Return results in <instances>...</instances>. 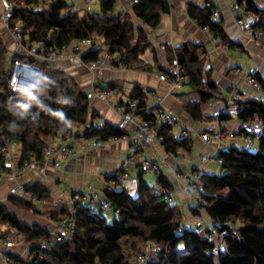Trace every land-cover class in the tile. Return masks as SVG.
Segmentation results:
<instances>
[{
  "label": "trees",
  "instance_id": "trees-1",
  "mask_svg": "<svg viewBox=\"0 0 264 264\" xmlns=\"http://www.w3.org/2000/svg\"><path fill=\"white\" fill-rule=\"evenodd\" d=\"M10 1L18 2L12 23L21 22L30 40L50 36L49 46L63 48L76 38H93L96 33L110 52L120 53L127 68L141 62V55L151 46L146 27L156 28L162 14L171 10L168 0H137L132 3V10L140 24L135 26L127 15L115 13L118 0H100V13H73L69 10V0ZM237 1L245 3L259 17L256 26L264 29V9L254 0ZM213 10L214 6L189 3L188 13L201 27H208L214 37L234 45L223 21L214 19ZM197 47L185 46L176 52L175 57L186 69L188 80L184 84H189L190 90H177L174 94L194 120H211L216 115L204 113L203 105L216 96L218 87L210 78L203 81ZM104 51L97 48L85 52L83 60L93 61ZM39 64L44 70L42 86L25 93L12 92L7 83L8 49L0 37V138L20 145L21 162L31 158L30 151L44 162L42 153L46 140L72 133L75 125H84L85 136L89 138L108 140L112 136L126 135L108 122L102 128L93 124L96 116L91 114L87 93L73 82L66 69L56 68L46 61ZM252 74L264 90V77L258 71ZM144 94L141 87L136 86L130 96L142 99ZM234 105L236 114L222 111L217 115L223 121L236 118L242 123L258 117L263 122L260 132H248L243 125L237 133L257 137L259 148L252 151L250 147L232 145L219 150L218 157L223 160L221 170L203 173V203L191 207L193 216L202 215V224H185L182 209L167 201L165 189H172L173 185L163 172L154 173L156 183L152 184L145 177L146 170L139 166L135 194L128 187L104 188L114 209L119 210L118 215L111 214L112 219L91 203L80 202L74 215V232L62 234L61 240H52L49 228L22 221L0 202V226L13 227L23 234L35 253L30 264H131L125 245L136 239L162 247L159 253L152 254L148 264H264V101L250 97L236 99ZM140 108V114L152 120L158 134L164 137L161 145L167 154L192 150V135L177 138L170 124L156 125V115L147 112L145 102L141 101ZM1 145L0 178L8 171ZM24 187L38 200L50 195L49 189L36 181L27 182ZM8 201L37 210L35 201L15 194H11ZM61 213L71 215L66 206ZM206 219L211 225L228 229L225 245L219 250H214L215 244L208 235L209 225L204 224ZM228 221H231L230 226H227ZM40 241L48 245L42 246Z\"/></svg>",
  "mask_w": 264,
  "mask_h": 264
},
{
  "label": "built area",
  "instance_id": "built-area-1",
  "mask_svg": "<svg viewBox=\"0 0 264 264\" xmlns=\"http://www.w3.org/2000/svg\"><path fill=\"white\" fill-rule=\"evenodd\" d=\"M69 10L73 13L80 12H92L93 0H69ZM137 2L133 0L132 3ZM3 11L0 15V21L3 26L8 29L18 48L24 51V54H20L18 51L14 52V58L11 61L9 71L7 74V83L12 92L16 94L25 93L37 88H40L44 82V70L39 64L41 61L55 62L59 60H67L72 66L76 68L85 67L91 72H102L106 69H127V65L122 61L119 52H110L108 46L104 45L105 51L95 60L85 62L83 55L85 52L99 48L93 38H76L73 42L64 46L63 48L52 47L48 45L51 40L50 36L43 39L32 41L25 33V29L21 22L12 23L13 10L18 6L17 1L1 0ZM206 6H214L213 0H208ZM230 10L234 15L235 25L239 32L249 39L259 41L264 45V29L256 26L255 14L248 8L245 3H240L237 0H233L230 6ZM213 17L219 18L220 11L218 9L213 10ZM205 30H209L208 27H203ZM211 35H213L211 33ZM174 46L172 39H166L159 42V49L166 51ZM25 56V57H23ZM33 59V60H32ZM174 69L169 71H163L159 73V79L168 85V94L180 89L186 80V69L180 63L176 57L173 61ZM92 81H95L94 79ZM254 91L257 92L258 97L264 101V90L259 84L256 77L249 73L245 79ZM116 95L115 91L109 87H91L90 92L87 93L89 99L96 96L106 103L112 104L111 99ZM166 95L157 92L156 90H150L145 93L141 98L131 97L128 95L122 96L120 103L117 105V110L121 114V120L116 125L118 128L126 132L129 126L135 128L134 133L130 135V153L121 162L120 167L108 178L110 185L122 183L125 180H130L131 183L136 184L138 182L137 176L130 175V166H135L137 171L139 166L152 173H158L161 171L162 165L169 164V155L162 158L161 162L149 160L143 153V148L153 147L156 144H161L164 140L162 135L158 134L155 127V123L150 119H145L140 114L141 101L145 102V109L147 112H152L156 115V125L170 124L174 135L177 138H184L191 135L193 129L182 126L181 118L176 113L163 107ZM222 111H227L229 114H236V110L227 103L226 107ZM221 111V112H222ZM220 113V112H219ZM223 120L216 114L215 118L209 120L203 118L199 124L194 128V132L197 131L201 136L206 146L210 147V151L201 154L197 169L194 170L185 185H181V189L187 196L189 202H197L196 205L203 203L201 198V192L203 190L202 178H203V166L208 163H216L219 166L223 163L222 158L218 157L219 150L222 146V140L226 137V132L223 127ZM93 124L96 127H105L107 120L103 116H96L93 120ZM248 132H260L263 128V122L256 117L254 120L245 123L244 125ZM72 133L66 134L61 141H55L53 139L46 140V147L43 150L44 162H40L36 159L34 152L30 151V159H26L21 162L17 151L22 153L20 145L13 140L6 138H0L1 152L5 157V167L8 169L7 173L11 179L19 181L20 177L30 170H40L45 172L48 163L56 156L63 160H70L76 158L79 155L78 149L70 144V140L73 139ZM123 137L112 136L108 140H103L99 137H85L77 136L78 146L81 150L99 149L104 147L108 142L118 141ZM248 147L253 146V138L251 135H245ZM180 158L183 154H178ZM19 159V160H18ZM181 175L179 172L175 175V183H172L173 188H166V199L171 204H176L174 197V188L180 184ZM89 193L87 197L90 203L103 211H109L113 215H118L119 210L114 209L111 200L105 195V193L95 186L90 185ZM13 194L31 201L45 202L44 199H36L30 192L25 190L23 184H18L13 191ZM85 194L83 192H76L67 204L71 215L67 216L63 220V226L65 230H59L57 239H62V234L73 233L75 230L74 215L77 213V204L83 200ZM197 224L203 223V217L200 214L194 216ZM231 225V221L227 222V226ZM228 234V229H220L215 225L208 226V235L214 242V250H219L220 246L225 245V237ZM20 233L17 229L10 226H0V259L4 264H30L29 262L35 257V253L31 251V246L26 255H19L15 253V246L19 242ZM47 242L44 241L42 246H47ZM162 247L159 244L151 243L146 251H142L136 255L137 264H148L152 259L153 253H159ZM42 258V256H40Z\"/></svg>",
  "mask_w": 264,
  "mask_h": 264
},
{
  "label": "crops",
  "instance_id": "crops-1",
  "mask_svg": "<svg viewBox=\"0 0 264 264\" xmlns=\"http://www.w3.org/2000/svg\"><path fill=\"white\" fill-rule=\"evenodd\" d=\"M121 1L122 0H118L117 5H121ZM213 1L214 8L220 11V17L214 19H221L223 21V27L229 38L234 42V45H229L222 42L219 38L214 37L209 31L201 27L195 19L190 17L188 13L189 3H194L203 7L206 6L207 0H168L171 6L170 12L162 14L161 23L156 28L146 27L151 46L141 55V62L136 64L135 68L106 69L102 72L93 73L85 67L76 68L67 60H59L51 62V64L56 68L69 71L75 81L78 82L79 86L86 93L90 92L91 87H112L111 89L114 88L113 90L115 93L120 90L122 95L126 93L130 95L136 86H140L144 93L150 90H156L166 95L163 107L179 115L182 126L191 128L194 132V128H196L200 121L194 120L181 106L174 94L175 91L168 94V85L159 79V73L174 69L173 61L176 58L175 56L178 50H181L185 46H198L197 52L200 58L199 65L202 70V79L206 81L210 78L218 87L216 96L209 101L213 103V106H206L207 108L204 110L206 103L203 105L204 113L212 115V117L224 110L228 102L235 108L234 103L236 99L246 100L247 98L254 97L253 95H246L244 90V87L248 85L250 91L255 92L252 86L245 81L249 73L258 71L264 77V45L259 41L247 38L239 32L235 25L234 15L230 10L233 0ZM254 1L264 9V0ZM127 6H130L128 12L125 6H123V8H121L122 10H120L122 12L118 13H130L132 11L131 4H127ZM255 16L256 21L259 20V17L257 15ZM3 29V31L0 30V37L8 49V54L11 52L9 62L11 64L14 58V52L18 51L20 54H24V51L17 47L11 32L6 28ZM166 39H172L174 46L166 51H162L159 49V42ZM177 42L179 43L177 44ZM104 45L106 44L101 40L99 42V48H104ZM237 50L240 54L246 53L248 55L249 60H243L245 67H243L242 63L240 61L238 62L233 55ZM93 79L95 81H92ZM96 79H98V81ZM187 80L186 78V81ZM183 88L184 90H190V85L183 84L178 91H181ZM129 89L131 91H129ZM121 99L122 96H120V98L114 96L111 99L112 104L110 105L94 96L89 99L91 114L103 116L108 123L116 126L121 120V114L117 110V105L120 103ZM222 124L225 132H227V136L222 140V146L232 142L236 144L237 140H243V138H245L244 134H236L234 132L235 130H239L245 123L240 122L236 118H232L228 121H223ZM234 125H237V128H230ZM229 128L231 131L230 133L226 131ZM85 130L86 128L84 125H75L73 127L72 134L74 137L70 140V144L75 146L79 151V155L76 158L67 161L56 156L48 163L45 172L30 170L24 173L18 182L11 179L8 175H3L0 178V202L6 203L18 184L24 185L32 181L39 182L46 186L49 189V194L52 193L54 196H57L60 203L67 202L76 192H84L90 185L96 186L97 184L99 187L97 189L103 192L106 187L110 186L112 188H117L119 184L124 185L125 182L117 183L113 186L110 185L107 176L112 175L130 153V135L134 133L135 128L129 126L126 130L125 138L108 142L104 147L99 149L84 151L79 148L76 137L85 136ZM193 132L191 133L194 139L192 150L197 146L200 152H208L210 147L205 145L197 131L194 132L195 136H193ZM62 139L63 137L53 140L61 141ZM142 151L147 158L151 156L159 157L160 160H153L156 162H160L162 158L169 155L164 151L161 144H156L153 147L145 146ZM17 153L19 157H21L20 151H17ZM180 153L183 154L185 158V154L182 152ZM182 158L169 155L170 166H162L161 172H163L172 183H175V173L173 172L177 171L184 176L183 180L185 182L180 181L181 184H178L174 188V197L178 207L182 208V206H185L189 209L190 207L196 206V203L189 202L180 186L185 185L186 181L190 179L193 169L191 173H189L188 167L182 162ZM192 161L190 160L193 164L194 162ZM215 165L214 163H208L203 167V171L216 173L218 171H216ZM133 167L135 166L133 165ZM61 186H65V188L69 189V194H67L65 190H61ZM122 187H125V185ZM81 203L86 205L90 204L87 195L84 196ZM179 204H181V206ZM63 205L67 207L66 203ZM112 218L113 216H111V219ZM193 218V215L191 219L189 218V225L195 226L197 222L194 221ZM204 224L208 226L212 223L206 219ZM51 231L54 232L53 230ZM26 252V247L19 243L16 244V254L26 255ZM0 264H4L1 259Z\"/></svg>",
  "mask_w": 264,
  "mask_h": 264
},
{
  "label": "rangeland",
  "instance_id": "rangeland-1",
  "mask_svg": "<svg viewBox=\"0 0 264 264\" xmlns=\"http://www.w3.org/2000/svg\"><path fill=\"white\" fill-rule=\"evenodd\" d=\"M93 2H94L93 6H92L93 11L96 12V13H100V0H93ZM121 3H122L121 5H116L115 13L122 12L120 10H122L121 8H123V6H125L126 11L128 12L130 10V6H127V4H131V9H132V1L131 0H122ZM2 11H3V8H2L1 0H0V15H1ZM122 15H127V17L132 19V21L134 22L135 26L140 24V20L136 17V15H135L133 10L130 13H125V14H122ZM3 28H5V27L3 26L2 22L0 21V30L3 31L4 30ZM93 39L97 43H99L101 41V38L96 33L93 34ZM178 43L179 42H177V44ZM233 55L236 57L238 62L240 61L242 63V66L245 67L243 60L244 61L245 60H249L248 55L246 53L240 54V52L238 50ZM10 57H11V52H9V54H8V62H10ZM135 66L136 65L128 67V68H135ZM67 72L73 78V82L78 83V82L75 81L74 77L70 74V72L69 71H67ZM96 80L98 81V79H96ZM244 88H245L244 90L246 92V95H248V96L249 95H253L254 97H258L257 92L256 91L255 92H251L248 85H246ZM183 90H184V88L181 91H183ZM129 91H131V90L129 89ZM123 95L124 96L126 95V97H127L129 95V93L128 94L126 93V94H123ZM123 95H122V92L120 90H118L115 96L120 98V96H123ZM212 104H213L212 102L206 103L205 106H204V110H206V108H207L206 106H209V105L213 106ZM230 128H237V125L231 126ZM230 128L228 130H226V131H228V133L231 132ZM238 131L239 130H235L234 132L236 134H238L237 133ZM193 136H195L194 132H193ZM226 136H227V132H226ZM232 145H237L239 147H248V143L246 141V138H243V140H237L236 144H233V142H232V143H229L228 145L222 146L221 149L228 148L229 146H232ZM258 148H259V140H258L257 137H254L253 138V146H250V150L257 151ZM205 152H202V151L200 152L199 149L197 148V146L195 147L194 150H191L190 152H188V151H184L183 152L185 154V158L184 157L182 158V162H184L186 164V166L188 167L189 173H191L192 169H193V171L197 169V165L199 164L201 153H205ZM173 156L179 157L178 154L177 155H173ZM148 159L152 160V161L153 160H160V158L157 157V156H151V157H148ZM192 159H193V161H192ZM190 160L192 162H194V163L192 164L190 162ZM214 164H216V163H214ZM162 166H164V165H162ZM165 166H170V161H169V164L165 165ZM215 167L217 169L216 171L220 172V170H221L220 166L218 164H216ZM173 173H175V175H176L177 171H175ZM130 175L131 176H137L138 175V172L136 171V168L133 167V166H130ZM180 175H181V180L180 181L185 182L183 180L184 176L181 173H180ZM145 177L152 184L156 183V177H155L154 173L149 172V171L146 170ZM187 181H186V183H187ZM124 182H125L124 183L125 187H128L130 189L131 193L135 194L136 193V188H135L136 185L131 183L130 180H125ZM124 185L119 184L117 186V188H121ZM95 187L99 188L97 186V184H96ZM60 189L61 190H65L67 194H69V192H70V190L65 188V186L64 187L61 186ZM83 193L85 195H87L89 193L88 188H86V190ZM68 202H69V200H67V202H65V203L68 204ZM65 203H60L58 198H57V196H54L51 193L50 196L45 199V202L35 201V207H36L37 210H35V209H31L30 210L29 208H25L23 205H19V204L15 205L12 202L8 201V199H7L5 204L22 221H24V222H26L28 224H38V225H41L42 227H47V228L49 227L50 230L54 231V232H51L52 233L51 234V239L52 240H56L57 239V235H58V231L59 230H65V227L62 224L63 220H65V218L67 216H69V215H65V214L61 213V209H62L61 207L64 206L63 204H65ZM179 205L181 206V204H179ZM181 209H182V212L184 214L183 217H182V220L185 221V224L189 225V223H190L189 218L191 219L192 215H193L191 207L188 209L187 207L182 206ZM103 214L105 216H108L109 219H111V216H110L111 213L109 211H103ZM54 215H55V217H54ZM193 219H194V221H196L195 218H193ZM240 223H241L240 221L237 222V225L240 224ZM18 241H19L18 242L19 244H22L24 247L27 248V251L29 250L30 244H29V242H27V240L25 239L23 234L20 235V239ZM40 243L43 244V241H40ZM151 243L152 242L144 241L143 239H136V241H131V242L129 241V243L125 245V248H127L128 252L130 253V262H131V264H137L136 255L139 254L142 251H146Z\"/></svg>",
  "mask_w": 264,
  "mask_h": 264
}]
</instances>
